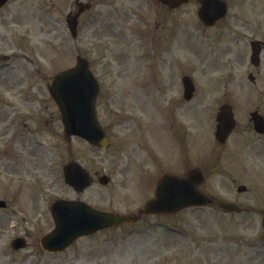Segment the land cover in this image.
Returning a JSON list of instances; mask_svg holds the SVG:
<instances>
[{
	"label": "rangeland",
	"instance_id": "1",
	"mask_svg": "<svg viewBox=\"0 0 264 264\" xmlns=\"http://www.w3.org/2000/svg\"><path fill=\"white\" fill-rule=\"evenodd\" d=\"M67 4L68 0H64V9L68 7ZM32 5L50 9V12L40 15ZM56 5L57 0H12L3 9V18L7 19L0 21V33L5 35L0 36V53L16 52L20 55H12L11 63L1 67L0 89L3 85L4 88H12L6 93L20 94L21 98L18 100L9 98L13 103L18 104L20 99H27L22 111L28 115L24 130L29 138L30 149L22 152L11 147L0 149V154H8L15 161H19L21 156H28L31 163L41 164L43 174H39L38 170L33 174L40 181L47 205L58 195L82 198L105 209L135 210L137 206H141L146 195H149L161 168L177 163L182 152L176 151L172 158L171 155L164 158L160 153V158L153 160L152 151H155V147L149 142L150 137L155 135L152 122L156 113L168 120V126L172 123V130L178 129L174 112L184 103L181 85L184 73L192 76L197 85L196 92L199 90L191 101L186 102L190 109L184 111L190 127L188 161L190 166H194L204 160L202 155L209 150L203 149L200 143L212 126L209 118L211 112L218 108L223 98L216 93H213L216 96L201 97L200 92L210 79L216 85L215 88L224 89V85L215 81L217 77L232 78L234 71L242 76V71L234 70V37H229L228 27L225 32L220 33L221 27L203 26L196 16L197 0H188L172 14L176 36L173 61H169L171 69L168 73L158 72L157 75L153 65L155 59H152V54L146 47L135 52L132 50L133 44H126L125 47V42L122 41L121 46L134 52L120 53L119 42L110 48L111 51L108 49V52H104L102 49L105 45L95 42L92 44L94 40L86 29L73 39L66 28L62 29L59 24L53 23L51 16L58 13ZM235 5L236 3L234 14ZM128 6L131 7L132 3L129 2ZM27 8L32 12H28ZM240 9L251 20H254L253 15L255 20L257 16L262 18L264 25V0H247L240 4ZM153 10L156 11V8ZM161 16L162 13H159L158 17ZM155 17L153 13L146 18L143 33L151 32ZM123 20H127L126 15ZM38 26L41 28L37 30ZM25 31L34 41L31 43L34 46L32 49H29L20 36ZM99 38L104 40L101 35ZM142 44L145 46L144 39ZM92 45H97L93 51L90 48ZM246 45L245 39H238L237 47L242 55L246 54ZM76 53L85 55L93 71L100 74L101 87L97 99L99 117L105 126L108 123L112 125L109 144L103 148L91 146L79 137H72L69 142L65 139L57 107L45 85L49 75L74 64ZM224 83L229 84L230 81ZM8 84L11 86L8 87ZM124 111L134 122L139 118L142 120V124L148 129V133L144 131L142 134L144 140L139 139L141 132L138 126V136L134 127L124 133L119 124ZM10 126H14V121ZM12 130L7 131L5 141H9ZM5 145L1 144L0 147ZM122 148H125L129 156H121ZM70 160H77L96 176L101 173L110 175V182L102 185L94 175L93 182L87 188L74 192L61 177L62 166ZM124 163L132 164V169L122 172ZM260 167L262 166H258V169ZM230 176L234 177V173L219 176L209 172L202 187L217 197L235 198V187ZM237 177L240 182L249 186L238 199L241 200L242 197L244 205L252 204L263 208L262 172L256 169L251 176ZM32 185L33 188L38 186L36 182ZM45 215L47 229L52 225L48 207ZM263 216L264 213L230 215L213 207L187 208L171 216L149 214L143 221L132 223L128 227L105 229L92 236L81 237L60 252L58 257L51 256L52 259L47 258L46 261L47 264H216V260L224 255L226 239L232 237L233 230L234 238H259ZM158 220L179 227L188 236L164 229L162 224L156 223ZM227 223L234 224V229L228 227ZM129 227L135 229H126Z\"/></svg>",
	"mask_w": 264,
	"mask_h": 264
},
{
	"label": "flooded vegetation",
	"instance_id": "2",
	"mask_svg": "<svg viewBox=\"0 0 264 264\" xmlns=\"http://www.w3.org/2000/svg\"><path fill=\"white\" fill-rule=\"evenodd\" d=\"M145 1L69 0L68 4L70 3L71 6L75 4L77 7H81L82 10L77 16L76 26L80 30H88L94 40L92 44L94 42L97 44L101 43L105 45L106 51L108 49L111 51L110 48L119 42L120 53H124L128 51L134 52L143 48L141 40L145 39L144 45L152 42L151 50L152 55L154 54V67L157 75L158 72L160 74L162 72L168 73L171 69L169 61H173L172 54L174 53L173 20L171 16L170 18L168 17V14L172 11L167 9L165 5L158 4L157 0ZM226 1L230 7V13H226L224 18L230 22L227 31L230 33L229 37H234V70L243 67L244 63L249 59L247 53L243 55L239 53L240 49L237 47L238 39L255 35L259 37V43L255 45L259 49V59L257 64H251L250 60L248 64L252 66L257 75H260L264 69V36L260 35L264 34L262 18L257 16L255 20V15H253L254 20H251L248 16L241 13L239 4L235 5L236 13L234 14V0ZM129 2L132 3L131 7L128 6ZM8 3L9 1L0 7V21L2 22L7 19L3 18L2 13H4L3 9ZM63 5V0H57V11L61 19L64 12ZM32 8L41 14V7L37 8L34 6ZM153 8L159 9L162 12V16L158 17V10L154 12L156 17L153 20V29L150 35H145L143 30L145 28L144 24H146V12L149 11L152 15ZM27 9L28 12L31 11L30 8ZM33 14L36 15L35 13ZM124 15H126L127 20H123ZM59 22L61 23L62 21L59 19ZM40 28L41 26H38L37 30ZM98 35H101L104 40H100ZM0 36L5 37L3 33H0ZM20 36L25 40V43H30L32 36L28 32L25 31ZM116 36L118 38H115ZM250 37L248 38V43L252 40ZM126 39H128V42H126ZM122 41L125 42V47L126 44L130 46L133 44L134 51L121 46ZM228 50L231 49L228 48ZM2 64L5 63H0V69ZM215 81L225 86L224 89H221V94L225 97L230 96L233 127L224 143L220 144L216 141L211 143L216 147L222 148L228 145L232 156L217 159L215 164L210 165L212 166L211 169H215L220 175L231 172V170L234 171V176L248 174L254 165L264 163V78L255 76L248 69L246 77H240L234 71V77L229 79L227 77L216 78ZM227 81H230V83H224ZM10 86L11 84H8V87ZM215 86L214 83L208 82L207 85L203 86L200 96L214 95L213 93L220 90L215 88ZM1 88L0 145H6L3 148L0 147V149L13 147L23 152L30 149L29 138L24 130L28 115L22 111V106L27 99H20L18 104L13 103L9 98L18 100V98H21L20 94L6 93L12 88H4L3 85ZM179 108H181L182 114L185 115L184 111L186 109L188 111L190 105L182 104ZM253 115L257 116L260 128H256ZM13 121L14 126L11 127L10 124ZM136 122L124 112L120 121L124 133L132 127H137ZM11 129H13L11 137L9 141H5V135ZM183 129L185 130L184 126ZM123 154L125 157L129 156L125 148ZM130 166L131 164H125L123 168L127 171ZM35 170L40 171L41 164L39 162L31 163L28 156H21L19 161H15L8 154H0V200H3V203L0 204V264H47L44 257L46 252L40 246L39 236L41 230L44 229L43 222L45 221V210L40 201L41 188L40 185L36 186L37 188H33L32 185V181H39L31 173ZM13 181L17 183L14 184ZM11 182L15 189L11 186ZM245 249L247 252L243 257L247 259L248 264H254L253 262L261 264L263 262V245H257L253 242L247 244Z\"/></svg>",
	"mask_w": 264,
	"mask_h": 264
},
{
	"label": "water",
	"instance_id": "3",
	"mask_svg": "<svg viewBox=\"0 0 264 264\" xmlns=\"http://www.w3.org/2000/svg\"><path fill=\"white\" fill-rule=\"evenodd\" d=\"M3 0H0V3ZM170 6H176L184 0H163ZM198 15L207 23L215 13L212 5L217 0H200ZM188 78L184 81L187 82ZM51 94L57 100L67 135L79 134L88 141L102 146L107 138L100 128L94 110L96 83L87 69L85 58L78 57L75 67L67 69L51 77L48 81ZM224 115L218 116V129L223 124L227 108L221 107ZM225 126V125H223ZM229 123L225 129H228ZM65 178L76 187L84 186L90 180L88 173L76 162L64 166ZM186 178L164 173L158 180L155 196L145 203L146 210H171L187 204L202 203L209 200L206 195L197 192L196 183L200 174L194 170L189 171ZM79 184V185H78ZM226 208L234 207L222 201L217 202ZM55 227L46 235L45 240L50 244L63 246L74 236L96 230L112 223L118 224L127 221L130 215L109 213L90 207L80 201L56 200L50 205Z\"/></svg>",
	"mask_w": 264,
	"mask_h": 264
}]
</instances>
